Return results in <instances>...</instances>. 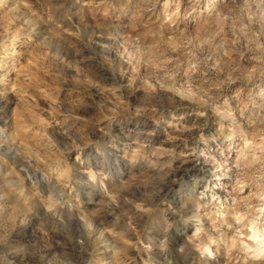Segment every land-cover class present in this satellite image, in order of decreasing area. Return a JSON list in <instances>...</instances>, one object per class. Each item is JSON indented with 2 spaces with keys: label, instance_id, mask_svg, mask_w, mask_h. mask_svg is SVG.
<instances>
[{
  "label": "rangeland",
  "instance_id": "1",
  "mask_svg": "<svg viewBox=\"0 0 264 264\" xmlns=\"http://www.w3.org/2000/svg\"><path fill=\"white\" fill-rule=\"evenodd\" d=\"M261 196L264 0L0 1V264H264Z\"/></svg>",
  "mask_w": 264,
  "mask_h": 264
},
{
  "label": "bare ground",
  "instance_id": "2",
  "mask_svg": "<svg viewBox=\"0 0 264 264\" xmlns=\"http://www.w3.org/2000/svg\"><path fill=\"white\" fill-rule=\"evenodd\" d=\"M1 1V0H0ZM205 163H207V161H205ZM211 163V162H209ZM208 164V163H207ZM230 169V168H229ZM228 169V172L226 173L228 177L230 178H235V180L237 179L236 178V171H233V172H236V173H233L232 171H230ZM226 176H218V175H214L209 183V187L216 190L217 191V194L219 196L222 195V193L224 192V188L227 187V185H222V181L224 179H228V178H225ZM262 197V201L264 200V196H261ZM231 197L229 195L226 196V199H230ZM260 200V201H261ZM226 203V200L223 202V204ZM257 207V206H256ZM254 207V208H256ZM220 208V207H219ZM253 208V210H254ZM226 209V207H225ZM251 209V208H250ZM256 211V210H255ZM242 215V214H241ZM242 217V216H241ZM245 218V217H244ZM242 218H239V220H241ZM246 220V219H245ZM251 228V227H250ZM254 230V228L250 229V231ZM233 231L235 233H238L239 232L237 231V229H233ZM261 238V239H260ZM252 239L255 243V245H250L248 247H246V251H247V254L248 256H251V258H253V260L255 261H258V260H263L264 261V236L262 234V232H258V231H254L252 233ZM107 250V249H106ZM105 251V250H104ZM106 252V251H105ZM116 255V254H115ZM211 257H214V253L213 252H209V260L212 259ZM218 260V259H217Z\"/></svg>",
  "mask_w": 264,
  "mask_h": 264
}]
</instances>
